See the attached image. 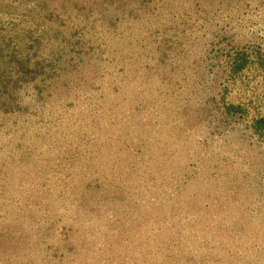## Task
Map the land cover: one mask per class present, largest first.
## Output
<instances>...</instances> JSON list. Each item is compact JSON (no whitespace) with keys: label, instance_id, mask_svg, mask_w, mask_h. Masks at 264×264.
Wrapping results in <instances>:
<instances>
[{"label":"rangeland","instance_id":"1","mask_svg":"<svg viewBox=\"0 0 264 264\" xmlns=\"http://www.w3.org/2000/svg\"><path fill=\"white\" fill-rule=\"evenodd\" d=\"M127 7L1 123L0 264H264V78L223 89L229 54L264 55V0Z\"/></svg>","mask_w":264,"mask_h":264},{"label":"trees","instance_id":"2","mask_svg":"<svg viewBox=\"0 0 264 264\" xmlns=\"http://www.w3.org/2000/svg\"><path fill=\"white\" fill-rule=\"evenodd\" d=\"M149 2L0 0V115L6 117L0 127L2 122L16 123L24 117L29 108L21 105L22 93L29 89L38 107L53 104L56 93L62 92L60 88L72 82L74 76L78 77L88 55L96 54L95 50L102 55L104 49L91 38L96 35V27L112 26L113 18L123 14L120 11L126 5L131 14ZM228 57L223 77L226 94L229 84L250 69L264 78V55L259 52L253 58L250 53L237 50ZM97 59L100 61L102 57ZM240 100L226 101L225 109L240 115L249 112L253 102ZM254 122L256 128L264 129V112Z\"/></svg>","mask_w":264,"mask_h":264}]
</instances>
